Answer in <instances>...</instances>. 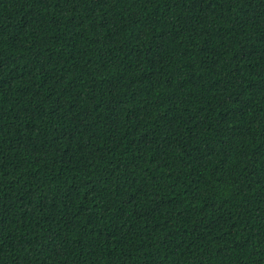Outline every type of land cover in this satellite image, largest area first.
I'll return each instance as SVG.
<instances>
[{"label": "trees", "instance_id": "1", "mask_svg": "<svg viewBox=\"0 0 264 264\" xmlns=\"http://www.w3.org/2000/svg\"><path fill=\"white\" fill-rule=\"evenodd\" d=\"M0 264H264V0H0Z\"/></svg>", "mask_w": 264, "mask_h": 264}]
</instances>
